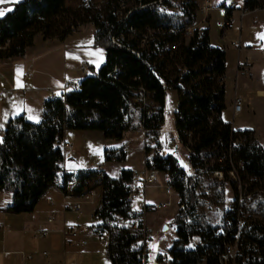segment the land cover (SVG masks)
<instances>
[{
  "label": "trees",
  "instance_id": "trees-1",
  "mask_svg": "<svg viewBox=\"0 0 264 264\" xmlns=\"http://www.w3.org/2000/svg\"><path fill=\"white\" fill-rule=\"evenodd\" d=\"M67 1L19 0L0 17V59L23 56L38 32L44 38L64 39L85 23L93 26L91 44L105 51L98 68L87 65L78 88L43 101L39 120L24 114L8 120L0 137V193H11L4 210L32 211L42 193L57 181L63 192H68L71 180L78 193L99 184L93 226L108 236V259L111 264H144L145 253L135 244L141 236L142 214L128 198L132 169L122 168L115 176L99 167L66 172L61 168V144L68 129L98 130L105 137L120 138L125 130L140 125L155 140L153 148H162L165 98L172 89L178 95L174 126L179 148L190 149L189 163L195 172L189 173L187 165L180 163L185 158L173 153L150 154L146 159L147 167L166 174L165 184L177 200L169 223L176 235L167 252L169 263L221 264L225 247L231 244L232 256L226 264L231 260L264 264V145L252 129H234L221 118L225 50L210 44L208 26L187 32L196 19L198 0ZM255 6L264 7V0H245V7ZM222 7L229 17L232 6ZM261 24L264 37V21ZM262 57L264 89V45ZM140 96L144 102L137 100ZM112 150H105L107 160L125 158V151ZM213 170H223V179L212 178ZM228 170H234L249 196L236 203L232 212L221 213L220 227L198 211L206 196L199 189L201 184L209 185L222 198L228 183L236 194ZM247 202L250 206H245ZM247 210L253 214L248 218L244 217ZM238 214L244 219L242 226H237ZM125 220H138V226H120Z\"/></svg>",
  "mask_w": 264,
  "mask_h": 264
},
{
  "label": "crops",
  "instance_id": "crops-1",
  "mask_svg": "<svg viewBox=\"0 0 264 264\" xmlns=\"http://www.w3.org/2000/svg\"><path fill=\"white\" fill-rule=\"evenodd\" d=\"M17 1L19 0H15ZM13 3H0V10H4L5 14L12 9ZM222 4L232 6L229 15L232 26L229 28L222 26L226 17ZM214 9L220 11L217 16V34L211 27ZM263 21L264 7L247 8L245 0H198L196 19L190 29L208 26L211 45L223 47L226 51L230 48L235 52V67L239 52L247 54L251 61L248 50L257 45L263 49ZM230 29L234 32L233 37L229 39L232 47H226L223 40ZM92 39L93 34L82 29L64 39L44 38L38 32L34 35L32 45L26 47L23 56L0 59V137L12 117L24 114L32 121L41 118L43 101L52 93L59 94L61 87L75 77L67 78L65 73H61V68L69 70L71 74H77V67L85 66L83 61L86 63V69L88 64L98 68L104 61L105 51L102 47L93 46ZM232 40L238 41L239 49L231 45ZM69 46L73 48L69 49ZM251 63L253 64L252 61ZM168 91L175 100L176 108L177 92L172 89ZM256 93L264 96L262 81ZM235 95L243 98L237 93ZM249 129L254 131L255 137L259 136L253 128ZM81 133L82 131L73 129L64 132L63 140L72 145L69 149H63L61 168L66 172L97 168L89 163L92 162V154L95 155L97 166H101L98 155L102 149L91 151L89 136L96 137L103 143V133L100 131L97 134H88L89 136ZM78 134H81L80 139L75 137ZM258 140L263 142L260 138ZM105 150L103 149V155ZM74 188L75 181H69L66 190L71 194L70 201L79 205V210L68 209L63 191L54 185L42 193L30 212L5 211L4 208L11 201V193H0V264H111L106 255V244L101 242V234L96 232L93 226L96 223L94 212L100 203L101 186L93 184L88 190L80 193L75 192ZM50 216H53V220L47 221ZM70 228H74L77 233L70 234ZM40 230L46 232L41 233ZM159 254L161 253H157ZM164 260L167 261L166 264H170L169 255ZM146 264L162 263L155 256L149 262L146 261ZM228 264L236 263L231 260Z\"/></svg>",
  "mask_w": 264,
  "mask_h": 264
},
{
  "label": "rangeland",
  "instance_id": "rangeland-1",
  "mask_svg": "<svg viewBox=\"0 0 264 264\" xmlns=\"http://www.w3.org/2000/svg\"><path fill=\"white\" fill-rule=\"evenodd\" d=\"M79 0H68V4H77ZM220 11L214 9L212 13V29L216 33L217 28V16ZM78 29H82L85 32L92 33L93 26L91 23H85L81 25ZM77 29V30H78ZM217 34V33H216ZM233 30L230 29L229 32L225 34L223 44L226 47H232L229 44V39L233 37ZM216 41V40H214ZM72 49V46L68 47ZM238 48V47H236ZM225 50V49H224ZM239 59L235 65V52L230 48L225 50V74H224V84H225V100H224V109L221 113V118L225 122L232 124L233 128H253L255 132L259 135H256V139H262L264 142V96H259L256 93L257 87L261 84L262 74H263V60H262V48L253 46L248 50L249 58L247 54L239 52ZM242 53V54H241ZM246 57V58H245ZM105 58V56H104ZM227 62V64H226ZM103 63V62H102ZM101 63V64H102ZM82 64L86 66V63L83 61ZM100 64V65H101ZM99 65V66H100ZM80 66V65H79ZM79 66L77 67V74H71L69 70L61 68V73H65L67 78L72 76L80 77ZM98 66V67H99ZM235 93L241 95L242 100V109L240 112L233 114L232 113V98ZM174 108L175 100L171 98L170 92L168 91L167 102L165 107V119L163 122V129L171 130L169 134L163 132L162 148L168 137L173 138L174 145L171 148L164 150V154L173 153L177 158H183L182 149L179 148V141L177 132L175 131L174 126ZM134 123L137 124V119L134 120ZM74 130V129H73ZM83 134L91 135L97 134L98 130H80ZM81 133V134H82ZM81 134L75 136L77 139L81 138ZM88 135V136H89ZM151 141L154 144L155 140L151 136H146L142 131L140 125L136 129H128L122 133L120 138L116 137H105L103 143H101L96 137H90V149H102V152L98 155L100 164L99 168H102L104 171L110 175H116V173L122 168L132 167L134 169H140L144 161V151L151 149L152 147H146L145 140ZM126 142L128 148L125 150L127 153L125 158L122 160L115 159H106L103 155V149H115L118 148L122 143ZM262 142V143H263ZM79 144H77L78 146ZM88 153V151L86 152ZM150 155V153L148 154ZM92 162H89L92 165H95L97 168V162L95 161V155L92 154ZM180 163L182 165H187L185 159H181ZM156 180L150 184L146 189V201L159 202L169 198L163 189L166 181V174L160 171H156ZM8 192V191H3ZM235 188L232 185L226 183V191L224 196L220 198L216 191L212 188V193L206 195L201 199L198 206V211L204 216L208 222L211 224H219L221 226V209L224 203L231 199L234 195ZM171 205L162 209L154 210L145 216L146 226L152 228V237L148 242V250L146 253V261L149 262L152 258L157 256V253L167 254L169 247L172 245L176 235H175V226L169 224L171 216L177 210L176 198L171 195ZM245 206H250V203L247 202ZM253 215L252 212H244V217L247 218ZM164 224L169 225L165 230H162ZM232 256V254H231ZM166 260H162V264H166Z\"/></svg>",
  "mask_w": 264,
  "mask_h": 264
},
{
  "label": "built area",
  "instance_id": "built-area-1",
  "mask_svg": "<svg viewBox=\"0 0 264 264\" xmlns=\"http://www.w3.org/2000/svg\"><path fill=\"white\" fill-rule=\"evenodd\" d=\"M121 6H124L123 2L121 4ZM129 12V11H128ZM222 26H225L227 28L232 26V19L230 17H225L224 19V23ZM191 31L190 28L187 29V32L189 33ZM112 41L113 42H117V38L116 37H112ZM231 45L238 47V49L240 48V45L238 43V41L236 40H232L231 41ZM79 71L81 73L80 77H74L72 79H70L68 82H66L60 90L59 94H50L48 96L49 99H55L57 97L62 96L63 93H65L66 91L70 90V89H75L78 88L79 86V81L80 78L82 76H84L87 73V69L85 66H80L79 67ZM138 101L144 102L145 98L143 96L137 97ZM242 109V100L239 96H234L232 99V113H238L240 112ZM142 131L144 132V129L142 128ZM161 131L165 132V134H169L171 130H167V129H161ZM176 131V129H175ZM146 147H152L149 150L144 151V161L142 164V167L140 169H132V181H131V190L128 194V198L131 201L132 207L134 210H137L138 212H141L142 217H141V221H142V228H141V236L135 240V244L140 245L143 249V252L145 253V261L144 264H146V253L148 250V242L149 239L152 237V228L150 226H146L145 223V216L146 214L154 211V210H158V209H162L165 207L170 206L171 203V195H172V189L169 185L165 184L164 185V193L169 196L168 199L163 200V201H159V202H154V203H149L146 201V189L147 187L152 184L157 176H156V171L147 167L146 165V159L147 156H149L148 154L150 153L151 155H159L162 156L164 155V150L167 148H171L174 145V140L173 138L168 137L164 143V147L163 148H153V145L151 141H148L147 139L145 140V144ZM71 143H69L68 141L62 140V144L61 147L62 149H69L71 148ZM128 148V144L126 142L122 143L118 148H115L112 150V153H116L118 151H125ZM189 154H190V149L186 146L182 148V155L183 157L187 160V170L189 173H194L195 170L193 169V167L191 166V164L189 163ZM224 156H222L221 158H223ZM220 158V160H221ZM228 175L231 176L233 178V180L236 183V189L237 192L236 194L233 195V197L229 200H227L222 209H221V213L226 214L229 212H232L234 210V206L236 203L240 204L241 201L248 197L249 194L245 193V191L243 190V185L240 182V180L237 178V176L234 173V170H228L227 171ZM211 177L212 178H216V179H223L224 177V171L223 170H213L211 172ZM252 178H249V180H251ZM55 186L57 188H60L61 183L60 181H57ZM200 192L202 194H206V195H210L212 193V188L209 185L206 184H201L200 185ZM64 193V200H65V205L68 209H73V210H79V205L75 202H71L70 198H71V194L69 192H63ZM181 207V205H179ZM53 220V216H50L47 218V221H52ZM243 217L241 214L237 215V226H242L243 224ZM120 226H130L131 228H136L138 226V220H125V221H121L119 223ZM41 233H44L46 231H41ZM68 232L70 234H76L77 231L74 228H70L68 230ZM100 240L103 244H107L108 241V236L106 233H104L103 235L100 236ZM233 247L231 244H227L222 256V262L221 264H226V259L230 256V254L232 253ZM161 261L166 259L167 254H161Z\"/></svg>",
  "mask_w": 264,
  "mask_h": 264
},
{
  "label": "snow or ice",
  "instance_id": "snow-or-ice-1",
  "mask_svg": "<svg viewBox=\"0 0 264 264\" xmlns=\"http://www.w3.org/2000/svg\"><path fill=\"white\" fill-rule=\"evenodd\" d=\"M5 2H15V0H0V3H5ZM0 15H4V10H0ZM262 38H264V37H262Z\"/></svg>",
  "mask_w": 264,
  "mask_h": 264
},
{
  "label": "water",
  "instance_id": "water-1",
  "mask_svg": "<svg viewBox=\"0 0 264 264\" xmlns=\"http://www.w3.org/2000/svg\"><path fill=\"white\" fill-rule=\"evenodd\" d=\"M166 228H167V225L164 224V225L162 226V230H165Z\"/></svg>",
  "mask_w": 264,
  "mask_h": 264
}]
</instances>
